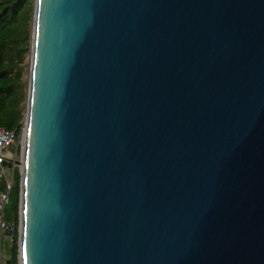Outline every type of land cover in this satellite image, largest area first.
<instances>
[{"label": "water", "instance_id": "water-1", "mask_svg": "<svg viewBox=\"0 0 264 264\" xmlns=\"http://www.w3.org/2000/svg\"><path fill=\"white\" fill-rule=\"evenodd\" d=\"M33 3L18 264H264V0Z\"/></svg>", "mask_w": 264, "mask_h": 264}, {"label": "trees", "instance_id": "trees-1", "mask_svg": "<svg viewBox=\"0 0 264 264\" xmlns=\"http://www.w3.org/2000/svg\"><path fill=\"white\" fill-rule=\"evenodd\" d=\"M33 0H0V127L16 131L17 137L23 119L25 92L22 86L21 63L29 51L30 20ZM10 184V190L8 186ZM8 193L3 208L4 221L14 225L8 237V260L18 264V215L20 197L19 170L13 169L12 179H0V194ZM2 237H0V264H3ZM7 255V253L5 254Z\"/></svg>", "mask_w": 264, "mask_h": 264}, {"label": "built area", "instance_id": "built-area-1", "mask_svg": "<svg viewBox=\"0 0 264 264\" xmlns=\"http://www.w3.org/2000/svg\"><path fill=\"white\" fill-rule=\"evenodd\" d=\"M22 131V125H20V134L18 136L21 135ZM17 139L18 137L16 131L7 130L3 127H0V179L7 178L6 171H8V168H4L2 166L4 162L16 164L20 160V156L17 154V144H19V142L16 144L14 152H10L11 146L15 144ZM10 178L12 179V175L10 176ZM10 187L11 186L9 184L8 191L10 190ZM8 193L9 192H7L6 194H0V232H3L7 228V223L3 218V208L8 203Z\"/></svg>", "mask_w": 264, "mask_h": 264}, {"label": "rangeland", "instance_id": "rangeland-1", "mask_svg": "<svg viewBox=\"0 0 264 264\" xmlns=\"http://www.w3.org/2000/svg\"><path fill=\"white\" fill-rule=\"evenodd\" d=\"M34 3L32 2V9H31V20H30V42H31V35H32V27H33V5ZM29 66H30V46H29V51L26 53L22 63H21V69H22V86L24 88V92H25V100H24V105H23V119H24V114H25V105H26V97H27V91H28V73H29ZM22 119L21 125H22V130H24V120ZM20 134V133H19ZM22 135H23V131L21 132V135L18 136L17 141L15 142L14 145L11 146L10 148V152H14L15 148H16V144L19 142L18 148H17V154L20 156L21 155V143H22ZM12 169H18L17 164H12V168L8 171H6V175L7 178H10V176L12 175ZM2 249L4 252L3 255V264H5V260H8L9 256H8V251H9V246H8V237L3 235L2 237ZM7 253V255H5Z\"/></svg>", "mask_w": 264, "mask_h": 264}]
</instances>
